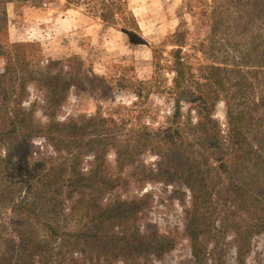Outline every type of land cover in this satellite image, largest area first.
Wrapping results in <instances>:
<instances>
[{
  "label": "trees",
  "instance_id": "trees-1",
  "mask_svg": "<svg viewBox=\"0 0 264 264\" xmlns=\"http://www.w3.org/2000/svg\"><path fill=\"white\" fill-rule=\"evenodd\" d=\"M92 1L102 21L122 13L123 0H88ZM172 37L175 48L168 69L173 77L168 92L173 110L162 123H157L140 103L142 97L158 90L157 75L149 88L147 82L124 74L108 77L111 89L131 91L138 100L128 107H116L106 119L96 123L90 120L92 128L107 122L105 132H85L76 129L74 119L60 123L51 116L42 124L31 110L15 103L0 131V142L6 144L0 168L9 173L25 172L26 196L32 198L16 206L20 214L9 228L16 241L0 237V264H62L68 258L74 264V252L84 259L103 258V264H111L114 259L138 264L150 256L159 259L174 248L175 240L170 235H148L138 229L135 220L144 208L145 195L130 200L114 198L104 205L99 202L106 192L123 184L119 176H106L104 155L108 150L114 154L117 173L132 166L144 153L156 155V169L138 172L134 182L141 186L158 180L187 190L186 202L184 193H174L182 200L183 234L191 242L193 256L200 259L212 240L209 256L214 259L230 234L238 263L243 264L241 253L250 237L264 233V64L252 72V80L241 77L236 67L213 65L197 66L199 78H195L192 67L181 56L184 33L178 31ZM257 46L255 43L250 50ZM2 49L0 44V56L4 54ZM7 64L5 70L9 71ZM221 99L226 113L225 137L213 116ZM182 104L188 105L186 115ZM119 108L123 116L117 115ZM147 116L149 121H145ZM33 137H42L56 156L28 160ZM87 154L92 160L82 172L80 164ZM9 193L8 188L3 189V194ZM66 199H70L71 219L76 214L83 222L78 228H68L59 218Z\"/></svg>",
  "mask_w": 264,
  "mask_h": 264
},
{
  "label": "rangeland",
  "instance_id": "rangeland-1",
  "mask_svg": "<svg viewBox=\"0 0 264 264\" xmlns=\"http://www.w3.org/2000/svg\"><path fill=\"white\" fill-rule=\"evenodd\" d=\"M122 2V13L102 21L95 1L0 0V44L5 48L0 56L1 132L16 102L31 110L34 119L42 124L51 116L60 123L74 119L76 129L85 132L93 129L105 132L107 122L92 128L90 120L96 123L106 119L114 114L116 107H128L138 100L131 91L111 89L107 85L110 75L122 74L147 82V88L152 78L158 76V90L142 97L140 103L156 117L157 123H162L173 110L168 92L173 73L168 68L175 48L171 45L172 36L178 31L184 33L185 40L181 56L192 67L195 78H199L197 66L213 65L226 69L236 67L241 77L252 80V72L264 64V0ZM255 43L258 46L251 51ZM7 63L9 71L5 70ZM187 108L188 105L182 104L183 115ZM117 110V115H124L121 108ZM213 114L225 137L226 113L222 99L216 103ZM190 116L194 120L193 111ZM30 143L32 152L27 158L31 162L56 156L42 137H33ZM5 147L0 142V159L6 156ZM104 156L106 176H119L123 184L106 192L99 202L104 205L114 198L130 200L145 195L144 208L135 220L138 229L148 235H170L175 240L174 248L161 258L150 256L138 264H239L230 234L221 242L214 259L209 256L214 247L212 240L206 244L200 259L193 256L191 242L183 234L182 200L174 193L177 190L184 193L186 202V189L158 180L141 186L134 182L138 172L156 169L159 162L156 155L144 153L120 173L114 167L113 152L108 150ZM91 160V154L83 157L82 172H86ZM140 165L144 168L137 169ZM7 171L0 168V237L15 242L9 228L20 214L16 206L20 201L29 202L32 196H26L27 174ZM5 188L10 191L9 195L3 194ZM75 199L74 196L72 200ZM62 207L59 218L68 228L83 224L76 214L72 219L69 216L70 199L64 200ZM72 257L74 264H103V258L84 259L78 252L72 253ZM241 259L243 264H263L264 233L250 237ZM70 260L62 264H72ZM111 264L130 263L114 259Z\"/></svg>",
  "mask_w": 264,
  "mask_h": 264
}]
</instances>
